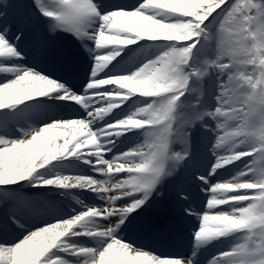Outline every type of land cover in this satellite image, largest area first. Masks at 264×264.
<instances>
[{
  "label": "snow or ice",
  "instance_id": "1",
  "mask_svg": "<svg viewBox=\"0 0 264 264\" xmlns=\"http://www.w3.org/2000/svg\"><path fill=\"white\" fill-rule=\"evenodd\" d=\"M0 264H264V0H0Z\"/></svg>",
  "mask_w": 264,
  "mask_h": 264
},
{
  "label": "bare ground",
  "instance_id": "2",
  "mask_svg": "<svg viewBox=\"0 0 264 264\" xmlns=\"http://www.w3.org/2000/svg\"><path fill=\"white\" fill-rule=\"evenodd\" d=\"M181 229L171 228L170 232L163 233V231H159V234L162 237H172L173 239L171 242H177V244L174 243H165L162 250H168V251H187V239H188V232H190V228L187 227V225H180Z\"/></svg>",
  "mask_w": 264,
  "mask_h": 264
}]
</instances>
